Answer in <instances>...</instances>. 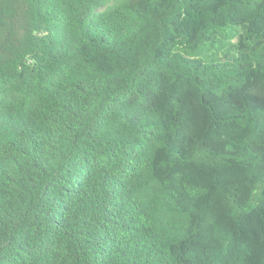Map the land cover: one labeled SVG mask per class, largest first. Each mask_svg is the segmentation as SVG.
<instances>
[{
    "label": "trees",
    "instance_id": "1",
    "mask_svg": "<svg viewBox=\"0 0 264 264\" xmlns=\"http://www.w3.org/2000/svg\"><path fill=\"white\" fill-rule=\"evenodd\" d=\"M0 264H264V0H0Z\"/></svg>",
    "mask_w": 264,
    "mask_h": 264
}]
</instances>
